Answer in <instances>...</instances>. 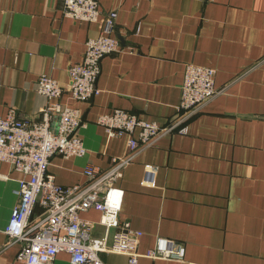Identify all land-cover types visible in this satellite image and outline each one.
<instances>
[{
	"label": "crops",
	"instance_id": "obj_1",
	"mask_svg": "<svg viewBox=\"0 0 264 264\" xmlns=\"http://www.w3.org/2000/svg\"><path fill=\"white\" fill-rule=\"evenodd\" d=\"M116 10L119 50L101 59L98 94L59 100L79 108L85 123L82 157L53 155L47 167L62 185L83 182L87 164L102 168L125 154L126 136H108L97 117L115 108L167 123L176 112L184 67L215 68L220 93L172 130L136 149L117 180L121 220L142 231L134 264H264V0H97ZM63 0H0V116L15 110L39 118L46 98L36 78L47 73L67 85L68 67L101 20L77 21ZM22 174L0 162V264L16 259L19 240L4 229ZM36 211H40L39 206ZM102 237L100 212L80 213ZM113 229L109 230L111 233ZM158 237L183 244L181 261L144 255ZM104 264H130L126 254L99 252ZM52 264H74L67 252Z\"/></svg>",
	"mask_w": 264,
	"mask_h": 264
},
{
	"label": "built area",
	"instance_id": "obj_2",
	"mask_svg": "<svg viewBox=\"0 0 264 264\" xmlns=\"http://www.w3.org/2000/svg\"><path fill=\"white\" fill-rule=\"evenodd\" d=\"M62 12L77 21L101 20V29L87 38L81 58L68 67L66 86L47 73L37 76L36 91L46 98L38 119L22 120L13 109L0 116V162L22 174L14 189L17 201L4 231L8 239L20 241L16 259L22 264H52L60 251L67 252L74 264H104L101 251L126 254L128 262L134 264L141 255L137 246L142 231L120 219L116 182L136 149L151 144L162 133L184 132L185 120L221 92L215 86L216 70L195 63L185 65L176 112L165 124L121 108L99 115L96 123L108 136H126L125 154L112 156L106 168L87 164L83 182L62 185L47 169L51 157H82L87 149L79 132L85 125L80 109L59 98L64 89L75 100L98 94L101 59L119 50L113 34L116 10L102 12L97 0H63ZM89 208L100 212L99 223L105 228L102 237L92 236L93 222L80 216ZM184 252L182 243L158 237L144 255L181 261Z\"/></svg>",
	"mask_w": 264,
	"mask_h": 264
}]
</instances>
